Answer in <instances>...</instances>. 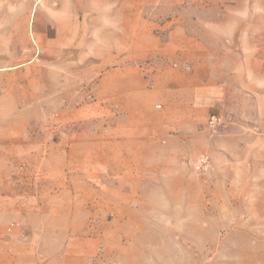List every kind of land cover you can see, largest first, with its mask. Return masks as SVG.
<instances>
[{"label":"rangeland","instance_id":"rangeland-1","mask_svg":"<svg viewBox=\"0 0 264 264\" xmlns=\"http://www.w3.org/2000/svg\"><path fill=\"white\" fill-rule=\"evenodd\" d=\"M225 12L0 0V264H264V149L213 190L200 157L166 175L117 133L143 122L148 89L206 76Z\"/></svg>","mask_w":264,"mask_h":264},{"label":"crops","instance_id":"crops-1","mask_svg":"<svg viewBox=\"0 0 264 264\" xmlns=\"http://www.w3.org/2000/svg\"><path fill=\"white\" fill-rule=\"evenodd\" d=\"M210 1L233 20L226 50L213 57L206 76L148 89L140 97L143 122L117 133L144 142L135 157L147 155L166 175L184 176L204 157L203 178H211V189L226 190L241 172L251 176L255 152L264 149V0ZM212 115L221 123L208 127Z\"/></svg>","mask_w":264,"mask_h":264},{"label":"built area","instance_id":"built-area-1","mask_svg":"<svg viewBox=\"0 0 264 264\" xmlns=\"http://www.w3.org/2000/svg\"><path fill=\"white\" fill-rule=\"evenodd\" d=\"M219 123H221V118L219 116L212 115L207 120V126L208 127H214V126H216ZM204 162H205V158L204 157H200L198 159V161H197L198 167L203 165Z\"/></svg>","mask_w":264,"mask_h":264}]
</instances>
